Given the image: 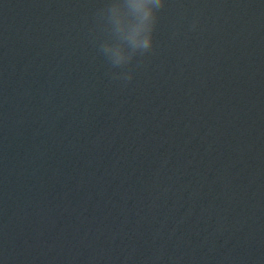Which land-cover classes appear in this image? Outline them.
I'll return each instance as SVG.
<instances>
[{
    "label": "water",
    "instance_id": "water-1",
    "mask_svg": "<svg viewBox=\"0 0 264 264\" xmlns=\"http://www.w3.org/2000/svg\"><path fill=\"white\" fill-rule=\"evenodd\" d=\"M104 2L0 0V264H264V0H165L130 82Z\"/></svg>",
    "mask_w": 264,
    "mask_h": 264
},
{
    "label": "clouds",
    "instance_id": "clouds-1",
    "mask_svg": "<svg viewBox=\"0 0 264 264\" xmlns=\"http://www.w3.org/2000/svg\"><path fill=\"white\" fill-rule=\"evenodd\" d=\"M164 6L165 0H105L95 11L93 43L113 80L130 82L133 61L153 51L158 13Z\"/></svg>",
    "mask_w": 264,
    "mask_h": 264
}]
</instances>
